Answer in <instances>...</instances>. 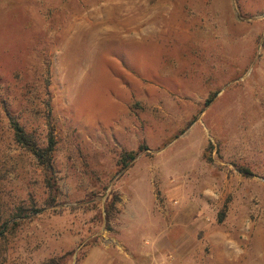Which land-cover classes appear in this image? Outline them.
<instances>
[{"label":"rangeland","instance_id":"obj_1","mask_svg":"<svg viewBox=\"0 0 264 264\" xmlns=\"http://www.w3.org/2000/svg\"><path fill=\"white\" fill-rule=\"evenodd\" d=\"M0 179V264H264V0H0Z\"/></svg>","mask_w":264,"mask_h":264},{"label":"trees","instance_id":"obj_2","mask_svg":"<svg viewBox=\"0 0 264 264\" xmlns=\"http://www.w3.org/2000/svg\"><path fill=\"white\" fill-rule=\"evenodd\" d=\"M216 94L217 91L212 92L206 98L203 105L208 106ZM7 119L14 143L25 153L30 155L36 162L37 167L40 169L43 185L46 188L48 194L46 205H51L54 203L59 189L54 175L52 163V153L55 148V141L49 124L46 125L48 128L46 136L40 143L36 135L33 132L26 131V129L20 124L15 116L7 113ZM145 150L146 148L142 145L134 151L122 152L118 159V165L120 166L121 171L127 168L129 163ZM1 181H3V179H0V212L4 219L2 218V222L0 223V237H3L8 231H11L14 226L19 225L21 220L40 213L41 209H36L34 205H31L30 207L18 206L15 208H7L6 211V203L1 197Z\"/></svg>","mask_w":264,"mask_h":264}]
</instances>
